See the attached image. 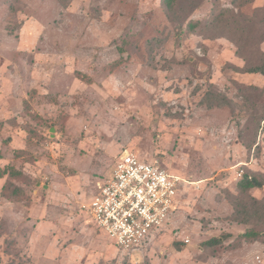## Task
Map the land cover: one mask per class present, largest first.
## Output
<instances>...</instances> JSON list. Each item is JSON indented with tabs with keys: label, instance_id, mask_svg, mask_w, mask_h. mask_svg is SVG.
I'll return each instance as SVG.
<instances>
[{
	"label": "rangeland",
	"instance_id": "rangeland-1",
	"mask_svg": "<svg viewBox=\"0 0 264 264\" xmlns=\"http://www.w3.org/2000/svg\"><path fill=\"white\" fill-rule=\"evenodd\" d=\"M161 1L0 0V167L25 191L0 193V264H264L231 219L238 171L264 174V75L207 25L217 5L257 20L264 0H202L180 40ZM124 153L182 179L173 217L131 253L85 206Z\"/></svg>",
	"mask_w": 264,
	"mask_h": 264
},
{
	"label": "built area",
	"instance_id": "built-area-1",
	"mask_svg": "<svg viewBox=\"0 0 264 264\" xmlns=\"http://www.w3.org/2000/svg\"><path fill=\"white\" fill-rule=\"evenodd\" d=\"M237 175L242 178L244 170ZM181 181L158 161L124 153L85 206L97 227L119 249L131 253L173 217L180 203Z\"/></svg>",
	"mask_w": 264,
	"mask_h": 264
},
{
	"label": "trees",
	"instance_id": "trees-1",
	"mask_svg": "<svg viewBox=\"0 0 264 264\" xmlns=\"http://www.w3.org/2000/svg\"><path fill=\"white\" fill-rule=\"evenodd\" d=\"M202 0H162L161 4L165 9L168 19L177 24V37L181 39L183 34L184 21L195 11ZM250 0H233L234 7L241 9L248 4ZM264 10V9H263ZM263 12V11H262ZM259 15V13H258ZM196 28L197 22H192ZM209 31L214 32L216 36L224 35L233 41L237 46V54L246 61L243 67L245 71L250 73H261L264 75V50L261 43L264 42V32L259 35V30L264 26V13L256 20L247 15H243L240 11L231 8L214 7L212 18L209 20ZM192 27V28H193ZM241 70V68H239ZM226 103V102H222ZM220 105H225L221 104ZM264 120V117L263 119ZM247 147H250L247 145ZM15 157H22L26 154V149H16ZM2 153L0 151V158ZM29 158L30 154H26ZM31 158V157H30ZM5 169L0 167V178L6 175ZM22 174L15 168L7 173V179L2 186L1 195L10 199H23L25 191L19 186L15 179ZM264 188V174L248 169L242 178L237 182V194L232 197L235 210L231 216L233 221L251 225L244 232L236 237L237 243L242 241L254 242L261 241L264 243V200L258 199L251 194L253 189ZM231 234L223 233L221 236H215L209 240L201 242L204 250L221 247L225 240Z\"/></svg>",
	"mask_w": 264,
	"mask_h": 264
}]
</instances>
